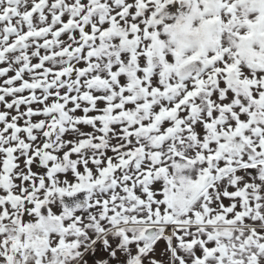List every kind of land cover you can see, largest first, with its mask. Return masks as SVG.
<instances>
[{
	"label": "snow or ice",
	"instance_id": "1",
	"mask_svg": "<svg viewBox=\"0 0 264 264\" xmlns=\"http://www.w3.org/2000/svg\"><path fill=\"white\" fill-rule=\"evenodd\" d=\"M0 264H264V0H0Z\"/></svg>",
	"mask_w": 264,
	"mask_h": 264
}]
</instances>
